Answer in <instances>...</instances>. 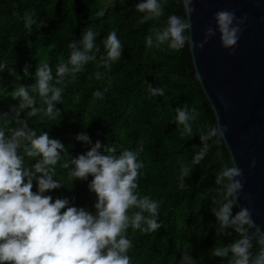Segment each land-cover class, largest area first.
<instances>
[{"label":"trees","instance_id":"trees-1","mask_svg":"<svg viewBox=\"0 0 264 264\" xmlns=\"http://www.w3.org/2000/svg\"><path fill=\"white\" fill-rule=\"evenodd\" d=\"M140 2L143 0H0V128L7 135L8 129L17 126L14 115L20 99H9L16 86L33 85L35 69L43 63L52 69L55 84L61 79L57 76L58 65L67 63L71 55L69 43L77 41L82 50L79 42L91 28L96 33L99 52L74 78L69 73L62 78V84L56 85L63 88L62 99L55 106L61 116L53 119L43 112L30 116V109L20 112L29 128L59 140L69 155L62 153V159L53 166V179L62 186L44 195L53 201L67 198L68 206L86 208L95 215L96 195L88 187L92 176L75 179L70 174L72 166L65 168L63 164L86 153L97 141L101 143L98 151L103 154L112 145L117 154L142 147L138 160L143 167L135 192L159 202L157 221L161 227L155 232L131 227L127 230V238L132 241L127 253L131 264H179L186 250L194 264H233L231 253L220 258L212 251L238 238L232 228L219 230L211 212L215 206L212 200L217 197L215 175L230 161L223 141L217 143L215 137L208 140L203 160L192 163L203 147L200 133L215 124V117L199 84L191 77L187 46L177 51L167 43L159 48L146 47L145 43L149 30L165 27L169 15L183 16L182 7L175 0H160L164 15L140 23L146 15L136 9ZM26 11L32 12L36 21L30 29L23 19ZM112 31L120 39L123 52L106 68L101 60L106 56L102 42ZM25 65L28 76L24 75ZM97 72L103 74L101 79L96 78ZM149 85L162 88L164 94L153 96ZM95 91L102 92L103 97L94 96ZM30 95L35 97L37 108H46L38 92L30 90ZM182 106L199 112L191 122V136L182 135L183 126L175 122V109ZM80 133L87 134L91 143L78 141ZM38 159L25 157V165H33ZM183 166L190 167L191 173L182 180ZM32 191H37L35 179ZM135 211L139 209H129V215ZM236 211L237 207L233 215ZM250 251H259L255 240Z\"/></svg>","mask_w":264,"mask_h":264},{"label":"clouds","instance_id":"clouds-1","mask_svg":"<svg viewBox=\"0 0 264 264\" xmlns=\"http://www.w3.org/2000/svg\"><path fill=\"white\" fill-rule=\"evenodd\" d=\"M193 2L194 0H175L182 7L184 15L171 14L167 17L165 27L150 29V34L145 37L146 47L159 48L167 43L177 51L185 46L189 49H201L219 32L221 46L234 50L245 18H237L234 11L227 9L215 12V30L208 27L203 40L197 43L191 37L190 17L195 11ZM136 9L146 13L140 23L159 19L164 15V6L160 0H143L136 4ZM23 19L25 27L29 29L36 23L32 12L26 11ZM95 39L96 33L89 28L79 42L82 50L77 41L69 43L71 55L67 63L58 65L57 76L61 79H57L55 84L52 83V69L48 63H43L35 69V83L29 87L16 86L12 95L13 99H20L14 115L17 126L8 129L7 135L4 128H0V264H131L127 253L132 247V241L127 238V230L131 227L133 230L155 232L161 227L157 221L159 202L148 196L141 197L135 192L140 169L143 167V163L138 160L142 147L136 151L124 149L117 154L116 146L112 145L103 154L98 151L101 143L97 141L86 153L69 158L63 164L65 168L72 166L70 174L75 179L86 180L89 175L92 176L88 187L96 195L95 215L86 208L68 206L67 198L53 201L51 196L44 195L46 191L62 186L53 179V166L62 159V153L66 157L69 155L59 140L51 138L44 131L38 135L34 129L29 128L27 121L20 118V112L30 109V116L43 112L53 119L60 117L61 110L55 106L62 99L63 88L56 85L62 84V78L69 73L74 78L75 73L82 71L84 65L96 59L99 47ZM102 43L106 56H102L101 60L104 67L110 68L111 62L121 57L123 45L115 31L110 32ZM27 68L25 65V76L29 75ZM102 76V73H96L97 79ZM17 79L20 77L17 76ZM30 90L38 92L46 108L35 106L36 99L30 95ZM149 91L153 96L164 94L162 88L151 85ZM93 95L103 97L100 91H95ZM175 112V122L183 126L181 134L193 135L191 122L199 116L196 108L182 106L177 107ZM227 130V126L219 124L217 120L207 132L201 131L203 147L192 163L199 164L203 160L209 148L208 140L215 137L216 142L220 143ZM76 139L86 144L91 143L85 133L78 134ZM25 157L39 159L35 164L26 166ZM254 166L253 160L250 167ZM180 172L183 180L190 175L191 169L183 166ZM242 178L243 170L234 160L225 162L215 175V191L219 198H213L215 206L211 212L219 223V230L232 228L238 238L227 245L214 247L213 255L224 258L231 253L233 264H264V230L253 220L252 211L241 206L233 215V209L237 207L244 187ZM34 179L37 185L35 192L32 191ZM244 199L247 200L248 197L244 196ZM132 208L139 211L129 215V209ZM145 212L149 215H143ZM253 240L259 245L256 254L250 251ZM179 264H194V259L187 250L182 254Z\"/></svg>","mask_w":264,"mask_h":264},{"label":"water","instance_id":"water-1","mask_svg":"<svg viewBox=\"0 0 264 264\" xmlns=\"http://www.w3.org/2000/svg\"><path fill=\"white\" fill-rule=\"evenodd\" d=\"M192 7L191 37L197 43L208 27L215 30V12L227 9L245 18L234 50L221 46L217 32L203 48L187 47V52L191 77L215 122L227 126L223 143L229 158L243 170L237 209L248 207L264 230V0H194ZM253 160L255 166L250 167Z\"/></svg>","mask_w":264,"mask_h":264},{"label":"rangeland","instance_id":"rangeland-1","mask_svg":"<svg viewBox=\"0 0 264 264\" xmlns=\"http://www.w3.org/2000/svg\"><path fill=\"white\" fill-rule=\"evenodd\" d=\"M13 93H14V91L10 94L9 99H13L12 98Z\"/></svg>","mask_w":264,"mask_h":264}]
</instances>
